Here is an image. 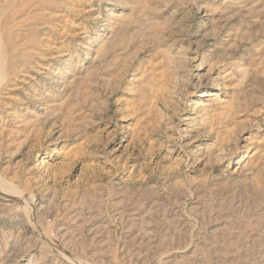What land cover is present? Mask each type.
<instances>
[{
    "label": "rangeland",
    "instance_id": "1",
    "mask_svg": "<svg viewBox=\"0 0 264 264\" xmlns=\"http://www.w3.org/2000/svg\"><path fill=\"white\" fill-rule=\"evenodd\" d=\"M0 182V264H264V0H0Z\"/></svg>",
    "mask_w": 264,
    "mask_h": 264
},
{
    "label": "bare ground",
    "instance_id": "2",
    "mask_svg": "<svg viewBox=\"0 0 264 264\" xmlns=\"http://www.w3.org/2000/svg\"><path fill=\"white\" fill-rule=\"evenodd\" d=\"M0 192L3 194V195H6V194H9L8 192V189H7V185L6 184H3L0 182ZM2 196V195H1ZM5 197V196H4Z\"/></svg>",
    "mask_w": 264,
    "mask_h": 264
}]
</instances>
